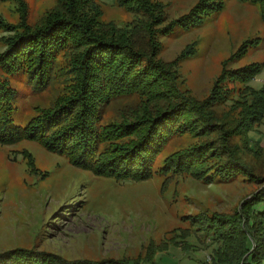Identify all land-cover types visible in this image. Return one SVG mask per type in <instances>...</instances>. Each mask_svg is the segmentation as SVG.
<instances>
[{
	"label": "rangeland",
	"instance_id": "1",
	"mask_svg": "<svg viewBox=\"0 0 264 264\" xmlns=\"http://www.w3.org/2000/svg\"><path fill=\"white\" fill-rule=\"evenodd\" d=\"M151 1L164 8L168 23L201 0ZM220 1L221 9L205 14L200 25L184 29L177 24L156 42L157 59L174 74L176 90L214 124L211 130L174 135L157 154L153 176L141 181L97 175L35 141L0 143V252L44 251L67 264H211L217 242L197 232L219 218L232 220L264 188L262 10L250 0ZM56 2L0 0V53L6 39L27 24L38 26ZM96 2L99 20L119 33L140 20L142 11L131 4ZM72 54L60 52L56 64L68 67ZM253 67L260 71L252 78L235 75ZM12 80L19 90L14 117L22 123L36 120L63 92L60 78L38 93L26 75ZM148 102L139 93L117 96L105 106L102 122L139 116ZM207 142L221 144L223 157L231 150L247 171L226 180L214 176L213 182L192 170L164 175L168 156ZM212 160L213 165L202 167L209 174L219 172L222 159Z\"/></svg>",
	"mask_w": 264,
	"mask_h": 264
},
{
	"label": "trees",
	"instance_id": "2",
	"mask_svg": "<svg viewBox=\"0 0 264 264\" xmlns=\"http://www.w3.org/2000/svg\"><path fill=\"white\" fill-rule=\"evenodd\" d=\"M119 1L142 11L140 20L126 32L119 33L115 26L99 20L102 11L96 0H57L38 26L27 24L6 39L7 48L0 53V143L35 141L97 175L141 181L153 176L157 154L174 135L211 130L214 124L184 102L186 97L176 90L174 74L157 59L156 42L158 36L171 34L177 24L184 29L200 25L205 14L221 9L222 1L201 0L191 12L168 23L164 8L151 0ZM250 1L261 6L264 20V0ZM67 50L73 52L69 66L57 65L58 55ZM259 71L253 67L235 75L252 78ZM20 75H26L37 93L54 79L63 81L57 102L28 123L14 117L19 90L12 77ZM261 89L259 95L264 97ZM135 93L149 101L142 114L102 122L104 108L113 98ZM209 143L168 156L162 172L192 170L197 177L213 182L214 176L226 180L247 171L231 150L223 157L218 152L223 146ZM217 157L222 159L219 172L209 174L202 167L213 165L210 162ZM227 219L203 224L197 232L217 242L210 263L264 264V188L232 220ZM0 264L67 263L51 253L17 248L0 252Z\"/></svg>",
	"mask_w": 264,
	"mask_h": 264
}]
</instances>
